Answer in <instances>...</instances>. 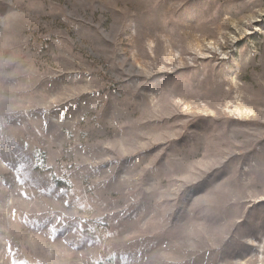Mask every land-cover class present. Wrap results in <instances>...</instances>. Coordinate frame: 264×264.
I'll return each mask as SVG.
<instances>
[{
	"label": "rangeland",
	"instance_id": "obj_1",
	"mask_svg": "<svg viewBox=\"0 0 264 264\" xmlns=\"http://www.w3.org/2000/svg\"><path fill=\"white\" fill-rule=\"evenodd\" d=\"M0 264H264V0H0Z\"/></svg>",
	"mask_w": 264,
	"mask_h": 264
}]
</instances>
